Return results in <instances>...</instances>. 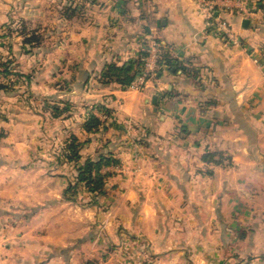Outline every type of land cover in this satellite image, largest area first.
Masks as SVG:
<instances>
[{"label": "crops", "instance_id": "0c3cea01", "mask_svg": "<svg viewBox=\"0 0 264 264\" xmlns=\"http://www.w3.org/2000/svg\"><path fill=\"white\" fill-rule=\"evenodd\" d=\"M49 1L71 30L44 48L19 30H35L40 0H0V57L25 78L0 90V264H264V0H216L236 42L198 0ZM152 40L176 66L142 89L101 77ZM90 112L106 127L87 131ZM72 136L82 162L119 161L88 199L68 191ZM128 237L147 241L133 262L118 245ZM94 242L104 261L89 256Z\"/></svg>", "mask_w": 264, "mask_h": 264}, {"label": "trees", "instance_id": "16d2710c", "mask_svg": "<svg viewBox=\"0 0 264 264\" xmlns=\"http://www.w3.org/2000/svg\"><path fill=\"white\" fill-rule=\"evenodd\" d=\"M27 26L24 25L22 32L25 33L26 42H39L35 30L26 29ZM146 51H143L142 57L146 56ZM138 58L135 61H131L124 65H118L116 63H110L102 71L101 77L104 79H116L124 87L130 85L134 80L138 71L142 67L143 60ZM9 61V60H8ZM161 62L171 67L176 66V62L167 53H163ZM4 58L0 57V78L1 76H6L11 73V70H4ZM3 68V69H1ZM29 77V76H27ZM7 89V85L0 80V90ZM53 115L59 117L64 112L70 110V104L66 103L65 106L54 105L51 107ZM100 112L106 116L110 115V110L105 106H98ZM106 120H102L96 113L90 112L88 119L85 122V128L89 132H96L106 127ZM82 143L77 137L72 136L63 146L62 152L60 154V159L64 162H69L75 165V171L71 176V182L68 187L69 192H73V195L78 194L82 188L88 190L92 195H98L104 192V187L107 180V175L101 172L103 166L109 164H117L119 161L112 156L100 155L97 160L87 159L86 161H81L80 148ZM223 154H220L218 158L214 157V153H207L205 159L209 161H214L221 163L223 161ZM87 264H97L94 261H89Z\"/></svg>", "mask_w": 264, "mask_h": 264}, {"label": "rangeland", "instance_id": "374dc122", "mask_svg": "<svg viewBox=\"0 0 264 264\" xmlns=\"http://www.w3.org/2000/svg\"><path fill=\"white\" fill-rule=\"evenodd\" d=\"M11 1H13V0H11ZM39 5L40 6L38 8L40 9L41 12L39 15L36 13L38 16L33 13L30 5L28 7V11L30 12V17L34 15L37 19V20H35V22L31 23V25L33 24L32 26L35 27V32H36V35L38 37V41L40 39V41L42 42V40L46 38L45 41L42 43V44H44V48H48L51 46H57V44L60 45L59 42L62 39H64L67 35H70L69 31L71 30L68 27V25H66L64 22L61 21V19H59V18H61L62 15H65V13L61 14L60 10L56 11L55 7H54V3H52L49 0H40ZM86 15L87 14H85V16ZM88 15H90V14H88ZM23 28H24V25L19 27V30L22 31ZM26 29H28V31H30V28L27 27ZM5 30L6 29H4V32H6ZM64 52H65L64 50L58 49L56 53L57 54H59V53L64 54ZM12 62L13 61H10V59H9V61H8V59H4V63H5L4 64V70H6L8 68V70H11V73L6 75V76H1V78H0V80H2L7 85L8 90H12V89L16 90L17 87H20L23 85L21 83L25 79L23 76L16 75V73L13 70L14 69V62L13 63ZM1 69H3V68H1ZM87 191L88 190L84 189L81 194L78 193V194L73 195V192H71V194H72V197H74V198L77 197L78 199H83L85 196V197H87L86 199H88L89 194ZM89 200L93 201L92 198L91 199L89 198ZM101 234L102 233L99 234L100 238L103 237V235H101ZM243 234H244V230H240L239 236H241ZM145 242H147V241H145L143 239H141V240L138 239L137 241H135V239L128 237V238H126V240H122V242L119 243L118 245L120 246L122 252L125 253V255H126L125 258L127 260H130V262H133L144 254V252L142 254V251L139 250L138 248H140L141 244H144ZM218 243H221V238H218ZM100 247L105 249V250L108 249V248H106L107 247L106 245H104V244L99 245L97 242H94V245L91 248V250L88 252V254L93 259H95V256H98L100 258V261H104L105 257L102 256L103 254L101 253ZM129 248H130V250L138 249L140 251V253L139 252L133 253L130 250H128ZM96 263L102 264V263H98V262H96ZM114 263H115V261L109 262V264H114Z\"/></svg>", "mask_w": 264, "mask_h": 264}, {"label": "built area", "instance_id": "2783aa9c", "mask_svg": "<svg viewBox=\"0 0 264 264\" xmlns=\"http://www.w3.org/2000/svg\"><path fill=\"white\" fill-rule=\"evenodd\" d=\"M201 5L205 8L208 15V25L218 36L226 37L227 39L236 42L238 38L233 31L230 23L215 15L216 0H198ZM147 53L146 56L142 57L143 63L140 71L136 74L134 80L131 83L132 87L142 89L149 78L155 77L160 66H163L161 59L163 57V50L161 46L152 40L145 47ZM102 116L107 117L105 114Z\"/></svg>", "mask_w": 264, "mask_h": 264}, {"label": "water", "instance_id": "95a60500", "mask_svg": "<svg viewBox=\"0 0 264 264\" xmlns=\"http://www.w3.org/2000/svg\"><path fill=\"white\" fill-rule=\"evenodd\" d=\"M248 23V20L246 19L245 21H244V25H246Z\"/></svg>", "mask_w": 264, "mask_h": 264}]
</instances>
